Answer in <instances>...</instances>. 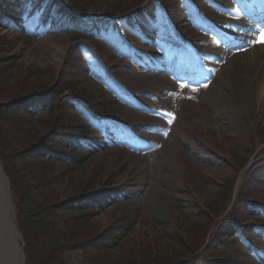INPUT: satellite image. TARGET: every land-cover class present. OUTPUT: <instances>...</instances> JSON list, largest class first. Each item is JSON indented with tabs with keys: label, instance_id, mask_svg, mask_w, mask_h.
<instances>
[{
	"label": "rangeland",
	"instance_id": "obj_1",
	"mask_svg": "<svg viewBox=\"0 0 264 264\" xmlns=\"http://www.w3.org/2000/svg\"><path fill=\"white\" fill-rule=\"evenodd\" d=\"M43 1L5 0L21 30L0 21V165L15 225L6 171L25 200L47 209L43 221L70 238L61 254L65 264H264V106L223 111L216 86L177 95L166 75L158 73L165 84L154 89L140 77L158 40L186 41L206 59L215 39L199 32L208 23L198 11L226 31L242 0ZM58 4L66 14L117 17L134 30L133 44L153 47L144 53L126 46L110 23L91 33L101 45L43 23L46 6ZM163 7L178 38L160 17ZM137 9L141 32L122 16ZM62 46L56 58L54 49ZM211 66L219 71L218 62ZM129 128L155 151L140 150ZM89 192L100 194L101 204L114 194L123 198L86 213Z\"/></svg>",
	"mask_w": 264,
	"mask_h": 264
},
{
	"label": "bare ground",
	"instance_id": "obj_2",
	"mask_svg": "<svg viewBox=\"0 0 264 264\" xmlns=\"http://www.w3.org/2000/svg\"><path fill=\"white\" fill-rule=\"evenodd\" d=\"M260 29H264V15L256 21L252 27L254 32L260 35ZM236 47L243 44L235 43ZM229 43H220L216 46L217 56L220 61V73L215 76V82L209 88L219 90L221 107L223 111L228 105L233 107L264 106V42H257L249 51L232 55ZM64 46L55 48L56 58H61L64 53ZM54 53V55H55ZM58 56V57H57ZM141 80L147 89H154L165 84L163 76L155 72L141 71ZM146 73V75H145ZM147 73H152L153 77H148ZM144 74V75H143ZM157 75V76H156ZM257 109V107H256ZM0 245L9 243L11 249L0 253V264H23L22 249L19 244L20 235L13 220L12 205L9 198L7 179L2 173L0 166Z\"/></svg>",
	"mask_w": 264,
	"mask_h": 264
},
{
	"label": "trees",
	"instance_id": "obj_3",
	"mask_svg": "<svg viewBox=\"0 0 264 264\" xmlns=\"http://www.w3.org/2000/svg\"><path fill=\"white\" fill-rule=\"evenodd\" d=\"M4 3L5 0H0V10ZM61 10L63 11V8ZM70 24L81 29L89 25L88 20L78 17H73ZM19 102L17 101V103ZM2 152L3 149L0 145V153L2 154ZM2 160L4 162V159ZM6 173L9 177L11 193L15 202L17 228L24 240V264H65L61 254L70 238L55 224L43 221L44 217L48 215L47 209L39 206L35 201L25 200V197L19 194L20 189H18V183L14 180L13 175L9 171H6ZM89 195L90 192L87 193V196ZM93 196L85 197L87 201L82 206L83 211L86 213H91L92 210L101 204L98 200L100 194L96 193ZM106 196L107 198L109 197L107 194Z\"/></svg>",
	"mask_w": 264,
	"mask_h": 264
},
{
	"label": "water",
	"instance_id": "obj_4",
	"mask_svg": "<svg viewBox=\"0 0 264 264\" xmlns=\"http://www.w3.org/2000/svg\"><path fill=\"white\" fill-rule=\"evenodd\" d=\"M0 229H1V226H0ZM8 244L10 245V242ZM8 244L4 242L3 245L2 244L0 245V253L1 254H3L6 251V249H11L12 250V247L9 246Z\"/></svg>",
	"mask_w": 264,
	"mask_h": 264
},
{
	"label": "snow or ice",
	"instance_id": "obj_5",
	"mask_svg": "<svg viewBox=\"0 0 264 264\" xmlns=\"http://www.w3.org/2000/svg\"><path fill=\"white\" fill-rule=\"evenodd\" d=\"M256 42H264V29H260V35L258 36V39L256 41H253V43Z\"/></svg>",
	"mask_w": 264,
	"mask_h": 264
}]
</instances>
